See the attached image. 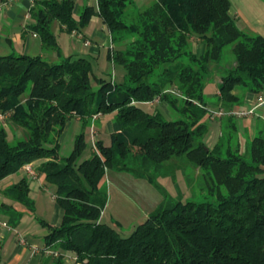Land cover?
Instances as JSON below:
<instances>
[{
    "label": "trees",
    "instance_id": "trees-1",
    "mask_svg": "<svg viewBox=\"0 0 264 264\" xmlns=\"http://www.w3.org/2000/svg\"><path fill=\"white\" fill-rule=\"evenodd\" d=\"M133 3L96 0V8L83 5L76 14L73 0L33 1L29 29L39 35L42 49L56 51L60 60L0 55V113L26 132L8 140L0 126V180L40 160L35 171L54 187L62 210L57 226L38 219L48 230L44 245L60 252L53 264H65L66 253L72 264H264V121L253 137L242 140L234 116L210 112L243 107V97L233 93L236 87L254 95L264 90V37L238 28L229 0H154L135 22L126 23L122 16ZM93 14L112 42L124 34L133 38L107 54L124 71L120 81L95 76L90 58L62 56L53 22L71 33L81 31ZM194 42L204 46L202 52ZM230 43L234 64L223 69L219 60ZM214 74L220 82L209 103L203 90ZM155 100L178 116L167 119L152 105ZM96 114H112L109 144L96 140L97 151L79 161L85 148L82 130L70 154L60 157L57 140L66 123L78 117L84 129ZM209 118L220 122L212 148L204 142ZM182 160L194 165L201 189L206 187L212 199L184 200L157 183ZM108 168L144 178L162 194L160 204L128 236L102 222L107 198L101 182ZM28 193L26 178L3 190L33 213ZM5 213L11 226L23 214L10 207Z\"/></svg>",
    "mask_w": 264,
    "mask_h": 264
},
{
    "label": "crops",
    "instance_id": "crops-1",
    "mask_svg": "<svg viewBox=\"0 0 264 264\" xmlns=\"http://www.w3.org/2000/svg\"><path fill=\"white\" fill-rule=\"evenodd\" d=\"M75 2V10L81 6L77 4L78 0H73ZM152 1V2H151ZM135 2V1H134ZM147 7H149L154 0ZM230 8L229 13L233 17L236 25L242 31L248 34H258L264 37V0H229ZM33 2L31 0H8L6 5L0 9V55L8 54L11 52L19 54H28L30 56H41L50 62L59 61L56 51H44L41 47V42L39 35L29 29V25L33 24V20L30 18V8ZM146 7V8H147ZM145 8V9H146ZM144 10V9H143ZM100 21V28L95 29L89 34H85L82 30L76 31V33H66L62 30L60 25L54 21L52 24V30L56 36V40L63 57L72 56L73 58L77 56H84L92 60V69L95 76L111 75L113 80L120 81L123 76V69L121 67L115 66L107 57L108 52L123 49L128 43L127 41L120 42L119 44L112 43L109 31L106 26ZM73 36L77 39L78 47L76 50H71L69 37ZM102 39V46L104 47V53L100 50V44L96 39ZM88 41V43H86ZM86 47V49L82 48ZM194 49L197 52H202L204 46L197 43ZM121 68L119 78H116L115 68ZM215 78L207 81L205 86L211 81L216 85V92H218V84L220 82V76L214 74ZM217 83V84H216ZM237 87L233 90V93L238 97H243V107H250L255 100L256 95L252 93H243L242 88ZM204 91V90H203ZM167 111L165 105H161ZM236 108V107H235ZM258 117L264 116V110L258 111ZM112 115V114H111ZM111 115H99L97 118L91 121L89 125L91 141L92 139L101 140L105 145L110 142V133L112 131L111 125ZM263 119V118H261ZM73 122V123H72ZM80 123L78 117H73L64 126L60 138L59 146L65 133V130L72 124ZM263 123V121H260ZM261 123V124H262ZM219 132L217 137L213 140L212 144L209 145L207 139V133L204 138L205 144L210 148L217 142L220 135V122L218 119ZM238 128V125H237ZM240 136L247 133V135H253L255 125L243 124L240 126ZM107 133L108 141L101 138L102 132ZM244 131V132H243ZM246 135V134H245ZM244 135V137H245ZM241 136V137H242ZM242 137L241 139L243 140ZM40 163L39 161L33 162V166L36 167ZM27 179L29 187V196L34 201L36 208L37 201L40 199L44 192H48L53 204V213L51 215L50 223L51 225L57 226L60 224L62 219V210L55 202L54 187L48 184L40 175H37L34 179ZM13 184L9 182L0 185V256L1 264H42V259L47 253L45 250L50 249V246H45L43 244V236L47 233L42 234L40 237L42 240H38L37 237L28 238V231L26 228H22L23 222L26 218H29L28 223L32 222L31 218H35L30 215L28 211L21 203L16 202L3 194V190ZM5 207H10L17 211L22 212V216L16 226H11L8 224V215L5 213ZM44 220V219H43ZM46 221V220H44ZM39 222V220H38ZM47 222V221H46ZM5 223L6 225H3ZM43 225H41L42 227ZM46 227H42L45 229ZM46 231H48L46 229ZM24 241V242H21ZM39 241V242H38ZM37 247V251H33V248ZM69 258V257H68ZM70 260L65 264H72V256Z\"/></svg>",
    "mask_w": 264,
    "mask_h": 264
},
{
    "label": "rangeland",
    "instance_id": "rangeland-1",
    "mask_svg": "<svg viewBox=\"0 0 264 264\" xmlns=\"http://www.w3.org/2000/svg\"><path fill=\"white\" fill-rule=\"evenodd\" d=\"M135 2L130 5L122 16V20L126 23H133L137 20L138 13L145 9L151 2L150 0H134ZM78 5H91L96 8V0H78ZM83 6V5H82ZM78 12V11H77ZM76 12V14H77ZM100 28V21L99 17L96 14H93L89 19L88 23L82 28V31L85 34H89L90 32L94 31L95 29ZM110 35V34H109ZM71 50H76L78 47L77 39L73 36L69 37ZM131 38L129 34L123 35V40L119 42H114L119 44L120 42L127 41L130 43ZM96 41L100 44V50L104 53V47L102 44V39H96ZM113 43V42H112ZM127 43V44H128ZM126 44V45H127ZM196 42H194V47L196 46ZM82 48L86 49V47ZM233 43L227 44L224 46L221 54V58L219 60V64L223 69H228L233 66L234 64V55H233ZM119 67V66H117ZM115 68L116 71V78H119V74L121 72V68ZM106 79H109L111 75H102ZM114 77V75H113ZM215 78V75H212L207 81ZM217 84V83H216ZM237 89H239L237 87ZM216 92V85L211 81L205 86L204 94L206 100L209 103H212L215 98ZM264 97V90L260 92ZM158 101H155L152 105L157 104ZM254 102L252 103V105ZM158 105V104H157ZM251 105V106H252ZM161 107L164 116L167 119H174L178 116V114L170 109L167 111L163 108V106L158 105ZM250 106V107H251ZM142 107L146 110H151L152 106L150 104H142ZM155 107V106H153ZM243 108V107H240ZM249 108V107H244ZM264 110V105L259 107L255 110L253 115L247 117H235L236 124L238 125V133L239 138L241 139L247 133H243L244 135L240 136V131L243 124H247L250 126L251 124L255 125L259 124L260 121H264V116L258 117L259 112ZM108 114L107 117H109ZM112 117V115H111ZM8 115H5L4 118L0 119V126H4L7 133V139L12 140L16 137L25 136L26 132L11 124L8 120ZM91 121L93 119L91 118ZM73 123V122H72ZM91 124V123H90ZM263 124V123H262ZM84 131L85 135V148L82 155L79 158V161L88 158L92 152H95L92 148V141L90 135V128L89 126L82 129V124L74 122V124L70 125L63 134L60 146H59V155L60 157H66L70 154L73 149L75 137L80 134L81 131ZM255 131V129H254ZM219 132L218 126V118H209L208 119V131H207V139H209V145L214 142L213 140L217 137ZM244 132V131H243ZM101 138L103 140L108 141L107 133L102 132ZM249 137H253V135H249ZM55 137H53L54 139ZM58 137V143H59ZM93 140V139H92ZM95 141V139L93 140ZM214 146V145H213ZM212 148V147H210ZM245 149L244 143L241 141L239 153L243 154ZM174 161V160H173ZM183 162L179 165L180 167L174 168L172 166L171 175L167 176H159L156 180L157 183L171 196H176L178 194L182 195V198L194 201H204L212 199V196L209 193V190L204 187L201 189V182L202 178L200 174H198L197 170L194 168V165L182 160ZM170 162V161H169ZM171 163V162H170ZM44 179V175H40ZM27 177L29 178L28 174L26 173L25 169L22 167L17 172L9 174L8 176L4 177L0 180V185L9 182L10 184H15L19 182L22 178ZM30 179V178H29ZM102 188L105 190L106 193V205L102 211L101 217L102 222L113 225L117 230H119L122 236H128L134 228L142 223L145 218L151 213L161 202L162 194L161 192L148 180L144 178H137L131 173L125 171H117L111 168L106 169L104 178L101 182ZM220 190L222 193H225V189L221 186ZM53 211V204L51 202V198L48 192H44L40 199L37 201L35 211L30 213L32 217V222L28 223L29 218H26L23 222L22 228H26L25 230L28 231V238L37 237L38 240H42L40 237L42 234L46 233V229H42L41 223L38 222V219H44L47 222L50 221L51 215ZM39 242V241H38ZM44 244V242H43ZM47 253L42 259V264H53L54 258L60 255L58 250L50 249L45 250ZM54 257V258H53ZM71 257L69 254H64V260L66 263L70 260Z\"/></svg>",
    "mask_w": 264,
    "mask_h": 264
},
{
    "label": "built area",
    "instance_id": "built-area-1",
    "mask_svg": "<svg viewBox=\"0 0 264 264\" xmlns=\"http://www.w3.org/2000/svg\"><path fill=\"white\" fill-rule=\"evenodd\" d=\"M31 1L33 2L34 0H31ZM5 5H6V2H0V9H2ZM72 33H76V31H73ZM86 43H88V41ZM263 105H264V97L261 94H258L255 97L254 104L249 108H235L229 111H224L219 108V109H210V112L212 113V117H220L224 115H231L234 117H247V116L253 115L255 113V110L259 107H262ZM98 116H99L98 114L93 115L92 119H95ZM4 117L5 115L0 113V119ZM92 148L95 152L97 151L95 147V141L93 140H92ZM23 168L25 169L30 179L36 178L37 173L32 163L25 164ZM3 225H6V224L3 223ZM21 242H24V241H21ZM37 250H38L37 247L33 248V251H37Z\"/></svg>",
    "mask_w": 264,
    "mask_h": 264
}]
</instances>
